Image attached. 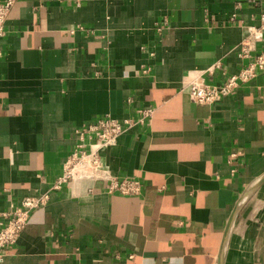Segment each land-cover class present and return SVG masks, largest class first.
<instances>
[{
    "label": "crops",
    "instance_id": "1",
    "mask_svg": "<svg viewBox=\"0 0 264 264\" xmlns=\"http://www.w3.org/2000/svg\"><path fill=\"white\" fill-rule=\"evenodd\" d=\"M13 5L0 37V223L11 203L52 191L77 130L105 115L135 122L102 156L143 190L85 179L52 191L0 264H264V70L214 103L181 90L252 60L237 47L264 0Z\"/></svg>",
    "mask_w": 264,
    "mask_h": 264
},
{
    "label": "built area",
    "instance_id": "2",
    "mask_svg": "<svg viewBox=\"0 0 264 264\" xmlns=\"http://www.w3.org/2000/svg\"><path fill=\"white\" fill-rule=\"evenodd\" d=\"M16 0H0V37L7 32V19ZM258 3L261 0H245ZM259 24L247 27V33L240 41L237 55L240 59L251 58L242 63L239 69L231 74H225L220 83L193 82L182 87L190 98L200 104L214 103L223 96L234 93L243 83L255 79L261 70H264V49L257 44L264 39V10L259 14ZM188 86L187 89H185ZM154 109H141L143 122L153 115ZM135 122L131 119L121 121L110 115L94 119L83 128L78 129V141L63 164V174L55 181L50 190L58 191L64 185H70L77 180L105 179L109 193L119 192L124 195L140 194L143 182L136 176L119 177L113 175L105 164L102 150L118 142L119 137ZM27 195L18 203H11L9 210L3 212L5 220L0 223V262L4 259L7 248L17 242L32 213L48 203L51 192Z\"/></svg>",
    "mask_w": 264,
    "mask_h": 264
},
{
    "label": "water",
    "instance_id": "3",
    "mask_svg": "<svg viewBox=\"0 0 264 264\" xmlns=\"http://www.w3.org/2000/svg\"><path fill=\"white\" fill-rule=\"evenodd\" d=\"M231 223V222H230Z\"/></svg>",
    "mask_w": 264,
    "mask_h": 264
}]
</instances>
